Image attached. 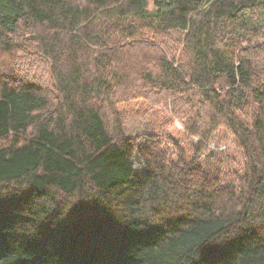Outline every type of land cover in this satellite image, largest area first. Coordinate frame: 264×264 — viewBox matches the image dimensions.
I'll use <instances>...</instances> for the list:
<instances>
[{"label": "trees", "instance_id": "16d2710c", "mask_svg": "<svg viewBox=\"0 0 264 264\" xmlns=\"http://www.w3.org/2000/svg\"><path fill=\"white\" fill-rule=\"evenodd\" d=\"M0 264H264V0H0Z\"/></svg>", "mask_w": 264, "mask_h": 264}, {"label": "rangeland", "instance_id": "374dc122", "mask_svg": "<svg viewBox=\"0 0 264 264\" xmlns=\"http://www.w3.org/2000/svg\"><path fill=\"white\" fill-rule=\"evenodd\" d=\"M150 7L153 8V4H151ZM261 42H263V39L260 40V43H261ZM255 43H256V42H255ZM12 55H13V56H16V57L18 58V60H19V59L24 60L22 54H14V53H12ZM30 59L35 60L34 57H32V56H30ZM19 62H20V61H19ZM24 65L27 66L28 63L25 62ZM43 65H44V64H42V65H40V66L42 67ZM14 66L17 68L19 65H18L17 62H14ZM17 70H18V69H17ZM38 71H39V70H38ZM42 75H43V73H42ZM18 76H19V75H18ZM145 106H146V105L141 104V108H145ZM129 108H131V107H129ZM143 112H145V109L143 110ZM145 114L147 115V117L150 116V113H147V112H146ZM143 120H144V119H143L142 117H139V118H132V119H130V121H129V123H128V124H129V128H130V131H136V130L140 127V125H143V124L145 123V121H143ZM173 130H174V131H175V130H178V131L183 132V126H182V124H181L178 120H176V121L174 122V128H173ZM211 147H212V150H216V146H215V145H212ZM218 150H219V151H228V152L230 153V155H231V157H228V158H229V160H230L232 163H237V161H240V160L243 159V155L240 154L239 150L237 149V146H236L235 143L232 141V137H228V138H227V142H223V143L219 144V146H218Z\"/></svg>", "mask_w": 264, "mask_h": 264}]
</instances>
